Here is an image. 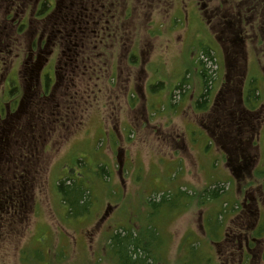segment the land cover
Returning a JSON list of instances; mask_svg holds the SVG:
<instances>
[{
    "label": "rangeland",
    "instance_id": "374dc122",
    "mask_svg": "<svg viewBox=\"0 0 264 264\" xmlns=\"http://www.w3.org/2000/svg\"><path fill=\"white\" fill-rule=\"evenodd\" d=\"M37 1H0V20L17 5L19 25L22 19L27 25L1 47L2 75L12 66L15 71L7 101L10 85L0 77V110H12L17 119L11 126L0 117V264H119L110 237L132 229L146 245L161 240L155 250L160 264H264V0H58L43 21L55 0L45 2L43 13ZM196 4L208 13L201 16ZM237 5L242 16L255 12L242 55L245 85L259 94L253 95L255 114L243 139L257 140L248 151L253 166L245 176L226 155L219 157L225 151L219 138L238 132L227 112L234 109L237 116L241 107L205 114L215 107L210 99L216 91L234 85L226 81L230 67L214 25L229 19L221 14L235 13ZM78 13L89 22L96 16L98 30L113 26L117 39L107 36L106 45H92L89 31L76 42L75 32L68 31L88 28L73 16ZM12 24H2L0 37ZM53 25L65 26L61 38L32 45L35 32ZM205 48L213 58L204 56ZM38 56L40 71H55L57 80L45 92L40 79L30 83L28 74ZM201 69L211 77L209 107L196 117L203 108L189 96L206 90ZM164 107L176 110L178 119L166 118ZM66 179L88 189V213L70 215L58 191ZM215 186L222 195L204 198ZM169 193V203H147ZM246 237L256 241L252 251L244 250Z\"/></svg>",
    "mask_w": 264,
    "mask_h": 264
},
{
    "label": "flooded vegetation",
    "instance_id": "af4514ba",
    "mask_svg": "<svg viewBox=\"0 0 264 264\" xmlns=\"http://www.w3.org/2000/svg\"><path fill=\"white\" fill-rule=\"evenodd\" d=\"M0 1H5V0H0ZM45 2H46V0L37 1V10H38L39 6L41 5V8H40L41 10L39 9V12L42 11L41 13L44 12L43 7H44ZM242 2H243L242 4L245 3V1H242ZM57 7H58V0H55L54 8L52 10L45 12V16L42 17L41 21L46 20L48 17V14ZM240 7H241L240 5L233 7L235 13L232 12L233 10L230 12V14L223 12V14H225V15L221 14V17L222 18H228L229 17V19H226V20L223 19L222 21H220L216 25H214V27L216 28V30L218 32L217 40L219 41V43L221 45H223V52L225 54L224 55V61H225L226 67H230V71H229L230 73H228L226 81L230 82V79H232L234 81V85L231 83V86L226 85L225 88L219 89L216 102L214 103L216 108L213 109L212 112L214 113L216 110L221 111L222 108H224L226 110L228 108L233 107L234 105L241 107V109H239L241 114L237 113V116L234 113V109H229L227 112V115L233 114L232 115L233 120H234V123H236V124L232 123V124H230V126H233V128H235L234 125H237L236 129L238 132H236L235 135L233 133L231 136L223 134V136L219 138L220 140L219 139L218 140L220 141L221 144H223V146L225 148V152H226V157L228 158L229 161H231V166L233 167L235 172L238 175L245 176V175L251 174V170H252V166H253V161H252L253 159L251 157H248L247 154H248V151L252 148V146L257 147L256 146L257 140H256V138H254V139L251 138L252 143H250V140L247 141V143L245 140H243L245 135L247 134V132L250 131V129H251L252 123H251L250 119L254 118V115H252V114L253 113L255 114V112H253L254 110H251V108H253L252 99H253L254 89H251V88L248 89L245 85L246 75L248 74V73L246 74L247 70H246V66H245V64L247 63V59L244 58L242 53L244 51L243 45L245 44L246 39L250 35H252L251 31H253V29L255 28V26L251 23L252 19L255 17L254 16L255 12L252 10H249L245 16H242L241 13L237 11V9ZM6 8L8 10L10 9V7H6ZM13 8H14V11L12 10V12H10V13H8L9 12L8 11L5 18L0 20V22L2 24H5L6 22H10V21H11V23H13L12 24L13 27L12 26L11 27L5 26L4 28H5L6 32L1 33V36H3V37H0V56L3 54L1 47L3 45H9L8 44V38H10L9 41H12L13 40L12 36L16 32L18 33L21 26L22 25L27 26L24 23L25 20H23V19H22L21 24L19 25L20 20L17 18V16H18L17 5L16 6L14 5ZM195 8H196V11H198V13L200 12L201 16H205L208 13L207 10L204 9V6L202 9L199 7L198 4H196ZM217 10H219V9L216 8V9H213L209 12L213 13V11L216 12ZM73 16L75 18H78V19L83 18L85 21L84 23H87V26H88V28H85V29L79 30L78 27H75L76 28L75 31L74 30L68 31V33H67L68 35L75 32L74 36H76V42L86 40L85 36H88V34L91 33L90 35H91V37H93L90 40L92 45H94V44L95 45H100V44L106 45L105 39H108L107 36L111 37L114 35L115 28L113 26H107V27L104 26L103 29L98 30L99 26L101 24V21L100 20L98 21V19H94L96 16L91 17V19H92L91 22H89V17L83 15L82 13H78L77 15H73ZM112 17L114 18V17H116V15H113ZM14 19H15V21H14ZM1 23H0V30L3 28ZM28 24H29V22H28ZM81 26H82V20L79 21V28H81ZM64 27L65 26L60 27L59 25H57V26L53 25L48 30L45 28L44 29L42 28L43 32L42 31L39 33L35 32L37 38L32 43V45H36L37 47L38 46L40 47L41 45H47L49 38L52 39V38H54V36L59 38L60 35L65 33L63 31ZM246 28H250V31H246V32L243 31V29H246ZM108 30H110L109 33H108ZM89 31H90V33H89ZM37 34H40V35H37ZM45 34H47L48 36H47V39L45 41H43V36ZM78 34L79 35L84 34V38H79ZM114 36L117 39V35H114ZM67 39H68V36H67ZM99 40H100V43H99ZM55 45H57V44H55ZM71 45H86V43L77 44V43L71 42ZM38 49H40V48H38ZM77 55L80 56V53H77ZM29 57H30V55H29ZM78 57H75V59L79 60ZM40 59H41V57L38 56L37 62L34 61L32 63V66H30L28 68V72H29L28 74L30 75V83L34 80V77H36L38 81H39V79H40V81L42 79L43 91L45 92V91H47V88L49 90L51 89V87L49 85L50 82L52 81V85L53 84L56 85L57 80L54 78L55 76L53 77V75L55 74V71H48L46 74L44 72L45 69L43 72L40 71V63H39ZM46 60L48 61V58H46ZM244 60H245V64H244ZM71 64H73V63H71ZM244 67H245V69H244ZM14 71H15V69L12 66V70L10 72H8V70H7V72H5L4 75H2V71L0 69V77H2L5 82L8 81V83L10 85L9 92H8V90L7 91L5 90V92H4L3 97L5 98V100H6V97H8L7 100H9L10 95L13 93V86H11V84L14 81V77H13ZM56 77H57V74H56ZM233 97L236 98V101H231V98H233ZM246 101H247V104H246ZM12 112H13L12 110H10V111L7 110L3 114L2 111L0 110V117L3 119V121H6L9 118V122H10L11 126H13L14 121L17 119L16 115ZM236 112H237V110H236ZM213 113H211L210 115H213ZM224 116H226V114ZM226 119H228V117ZM9 122H8V124H9ZM5 131H6V129L3 130V132H5ZM261 133H262V131H261ZM221 134H222V131H221L220 135ZM239 151L242 152L241 155H238L234 159L233 153L239 152ZM235 166H237V168ZM247 167L249 169H246ZM261 199H262V196H261L260 200ZM250 213L252 214L253 212L251 211ZM257 216H259V215L257 214ZM260 217H261V213H260L259 218H257L258 221H259V219H261ZM263 217H264V215H263ZM258 226H259V224H257L256 230H258L260 228ZM262 229L263 228H261V230ZM225 234L227 235V232ZM245 242H246V245L244 247V250L252 251L253 243L255 244L256 241L253 238L249 239L246 237Z\"/></svg>",
    "mask_w": 264,
    "mask_h": 264
},
{
    "label": "trees",
    "instance_id": "16d2710c",
    "mask_svg": "<svg viewBox=\"0 0 264 264\" xmlns=\"http://www.w3.org/2000/svg\"><path fill=\"white\" fill-rule=\"evenodd\" d=\"M45 5L46 3L44 4L43 11L46 10L47 6ZM48 10L49 9L47 8V11ZM203 51L204 56H207V58H213L210 49L205 48L203 49ZM201 76L203 79V85L205 84L204 87L206 88V90L198 100V106L201 108H206L209 96L208 87L211 77L208 75V71L205 69H201ZM182 86L183 85H180L178 88H182ZM253 95L256 96V92H254ZM214 140L215 139H213L214 143L216 142L217 144H219L217 140ZM213 153H216L215 149ZM221 155H226V152L224 151L223 153L222 151H220L219 157ZM58 189L61 200L65 205L68 206L69 213L72 217L88 213V207L91 204L90 194L87 191L88 189L78 186L75 181L71 179H66L58 182ZM222 190L223 189L218 186H215L214 188H211L209 190H205L203 194L204 198L208 196L215 199L222 195ZM180 195H184L183 198L190 197L187 194L185 195V193L183 192ZM172 200V195L169 193L168 195H163L160 202H156L154 201V199H151L147 201V203L153 207H158L163 203H169ZM150 231L152 232L153 237H155V235L158 236V233L153 228H150ZM110 239L112 240V249L114 250V254L118 258L119 264H160L163 262L158 257L159 255L155 253V250L158 252L161 249V240L158 242H153L152 245H146L145 241L142 239L141 232L137 229H132L124 233H121L120 230L112 235Z\"/></svg>",
    "mask_w": 264,
    "mask_h": 264
},
{
    "label": "crops",
    "instance_id": "0c3cea01",
    "mask_svg": "<svg viewBox=\"0 0 264 264\" xmlns=\"http://www.w3.org/2000/svg\"><path fill=\"white\" fill-rule=\"evenodd\" d=\"M196 92L197 91H195V92H192V94H190V96H189V98L190 99H193L192 100V104H198V101H197V98H199V97H201L203 94H204V92L202 93V95H197L196 96ZM198 93V92H197ZM137 95H139V93H137ZM144 95L146 96V91L144 92ZM139 96H141V95H139ZM138 98V97H137ZM164 108H166V107H164ZM171 108V107H170ZM170 108H166V109H162L163 111H165V114H166V118H167V116H169V115H171V118H173L174 117V119H178L177 118V116H179V113L178 112H176V110L175 111H173V112H171V111H169V109ZM205 109L203 108L199 113H198V115H196V117H201L202 115H204V113H205V111H204ZM204 111V112H203ZM203 112V113H202ZM193 116V115H192ZM194 117V116H193ZM193 121V123L195 124L194 126H196V124H198L196 121H195V119L194 120H192ZM202 126V125H201ZM203 128H204V126H202ZM205 129V128H204ZM206 131V130H205ZM177 139H178V137H177ZM209 141H211V139H209Z\"/></svg>",
    "mask_w": 264,
    "mask_h": 264
}]
</instances>
